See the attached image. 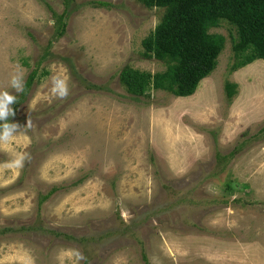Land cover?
<instances>
[{
  "label": "rangeland",
  "instance_id": "obj_1",
  "mask_svg": "<svg viewBox=\"0 0 264 264\" xmlns=\"http://www.w3.org/2000/svg\"><path fill=\"white\" fill-rule=\"evenodd\" d=\"M164 13L0 0V92L17 95L9 122L34 125L0 144V165L31 157L0 168V264H264V60L239 57L221 20L208 33L223 49L195 92L154 87L167 64L144 41ZM34 71L16 93L11 77ZM127 72L151 81L143 95ZM56 75L66 98L51 92Z\"/></svg>",
  "mask_w": 264,
  "mask_h": 264
},
{
  "label": "trees",
  "instance_id": "obj_2",
  "mask_svg": "<svg viewBox=\"0 0 264 264\" xmlns=\"http://www.w3.org/2000/svg\"><path fill=\"white\" fill-rule=\"evenodd\" d=\"M141 1L150 8H165L156 30L144 41L147 55L153 54L167 64L166 72L155 76L154 87L165 88L179 96L193 94L200 81L217 65L225 38L208 33V29L221 20L228 21L237 30L234 50L239 57L247 53L249 60H264V0ZM98 4L104 2L98 1ZM34 78L35 71L29 76L22 96ZM123 80L127 91L136 95H143L151 84L148 77L144 79L138 72L128 73ZM227 88L231 96L234 85L229 84Z\"/></svg>",
  "mask_w": 264,
  "mask_h": 264
},
{
  "label": "clouds",
  "instance_id": "obj_3",
  "mask_svg": "<svg viewBox=\"0 0 264 264\" xmlns=\"http://www.w3.org/2000/svg\"><path fill=\"white\" fill-rule=\"evenodd\" d=\"M55 21L49 20V25L54 26ZM11 87L16 93H22L25 87L24 76L19 72L11 77ZM51 92L54 96L59 98H66L69 94V87L66 78L59 75L52 77ZM17 103V95H13L8 91L0 92V144L11 143L15 135L23 128L25 130L34 127L31 119L28 118L26 125L21 126L18 123L9 122V118L15 116V110L12 105ZM31 157L27 153H17L9 162L0 165L4 169H22L26 161H30ZM124 217L128 218V213H123ZM78 259H84L82 254L76 253Z\"/></svg>",
  "mask_w": 264,
  "mask_h": 264
}]
</instances>
